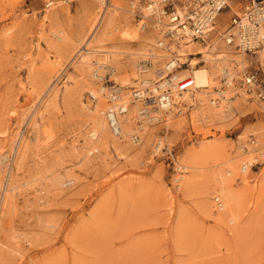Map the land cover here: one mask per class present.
<instances>
[{"label":"rangeland","instance_id":"1","mask_svg":"<svg viewBox=\"0 0 264 264\" xmlns=\"http://www.w3.org/2000/svg\"><path fill=\"white\" fill-rule=\"evenodd\" d=\"M100 1L0 0V264H264V155L245 176L239 163L249 149L264 154V103L240 83L242 71L264 59L227 46L225 22L206 42H178L168 52L156 46L207 68L208 88L189 91V103L180 95L171 114L153 122L133 119L139 145L107 127V137L90 143L93 111L112 104L98 100L97 87L110 91L127 80L121 98L133 108L132 93L146 77L133 63L163 27L144 18L145 0ZM91 33L109 67L100 80L78 64ZM212 47L210 59L234 70L224 102L216 94L225 80L204 63ZM148 60L140 65L156 82L160 65ZM203 96L213 100L194 107ZM202 148L206 169L184 170ZM235 163L238 205L220 222L201 205L208 195L217 207L213 172Z\"/></svg>","mask_w":264,"mask_h":264},{"label":"bare ground","instance_id":"2","mask_svg":"<svg viewBox=\"0 0 264 264\" xmlns=\"http://www.w3.org/2000/svg\"><path fill=\"white\" fill-rule=\"evenodd\" d=\"M100 2L102 4L104 3L103 0ZM159 9L160 6L157 4V0H150L149 2H147L146 7H143L144 18L148 19L151 17L153 21L158 20L156 24V28H159L160 25H162L163 27H161L162 36L157 35V38L161 37V39L157 40L155 42V45L154 44L151 45V50H149L148 53L140 54V56L143 57L142 59H139V61L137 60L133 63L136 68V71H138L139 73H144V75L146 76L144 78H140L139 88L136 91H134V93H132L134 100L137 99L133 101L135 105L133 106V108L129 109L128 107L129 101L128 102L123 101L122 99L123 97L121 98L122 96L121 94L123 93L122 89L128 87L129 85L127 83V80L125 81L123 80L120 86L119 87L117 86L118 88L115 86L111 90L109 89L110 91H108V89L106 90L103 86H98L97 95L95 94L98 100L101 98L105 100L109 99L110 101H112V104L110 106L107 105V107L97 106V108L93 111L95 113L94 115L95 119L94 120L92 119L93 126L87 132V140L90 143L101 141L103 140V138L107 137V128L110 129V124H111L113 125L112 130L110 131L111 134L117 136V138L119 136L124 140L128 139L130 143L134 144L135 146L139 145L140 138L139 136L136 135L135 130L133 129L132 126L133 119H139L141 122L144 123L153 122L158 118L161 112H167V114H171L169 107L174 109L173 106H175V102H173V100H175L176 98H180V95L184 97L186 101L189 103L190 101H192V99H190L189 91L197 92L208 88L209 80H208L207 68L201 66L199 67V62L195 61V59H188L185 53H181V58L179 60V58H177L176 56H173L170 53H166L168 52L169 49L165 50L160 48L159 44L161 43L163 45L166 40L164 37L166 23H164L163 17L160 16ZM100 23L102 25V22ZM226 29L227 26L222 32L223 35L222 39L224 40L227 46L232 47L228 45L227 42L225 41L224 32ZM213 33L214 32H212L211 34ZM91 36L92 33L89 35L87 40L84 41V43L80 48L81 55H79L78 57V64L84 71L89 72V74L92 76L91 78H96L100 80L101 74L99 73V71H101L103 68H107L108 65H106V61H105L106 59L100 56L99 51L95 50L94 47L90 45V42L93 38ZM60 39L61 37H58V40ZM189 41L190 40L187 39V41L182 40L179 42L188 44ZM191 44L193 46L196 45V43L193 42L187 46L191 47L192 46ZM156 46L161 50H165L166 52L159 50ZM214 49L215 47L208 48L209 53L208 55L205 56L204 63L209 64V67L213 68L217 73L220 74L221 78L225 80L223 84L225 89L219 90L218 91L219 93L216 94L217 99L219 100L218 102H224L223 98L227 96V90L231 88L232 85L231 80L233 77H235V75L233 72L234 70L231 71L229 66L227 67V65L220 63L217 64L218 62L216 63L215 59H210V54L213 53ZM201 53L204 52H197V54H201ZM241 53L244 54L243 52ZM259 57L261 59H264V53L260 52ZM242 58L243 55L241 56V59L237 61L239 65H243ZM148 59H151L152 66H155L157 64L160 65L159 66L160 68L154 71L156 82H152L151 79L148 78L147 73L149 72V68L146 67L145 64L142 66L140 65V60L141 62H145ZM164 60L167 61L164 64H162ZM220 60H222V58ZM186 63L190 71L182 69L181 71L177 72V70L181 69L182 65ZM110 69L112 70V68ZM185 80H188L190 82L191 89L183 93H178L177 91L178 84ZM159 81L162 82L158 83ZM164 84H166L167 87L164 86ZM168 89H172L173 93L167 92ZM126 98L124 99L127 100ZM210 99L213 100V98ZM210 99H208L206 96L195 98V102H193L192 105L194 107L201 108L207 105ZM144 100H149V101L142 102ZM153 104L156 105V107L153 106ZM177 113L182 114L180 110L177 111ZM167 117L169 118V115H167ZM161 144H162L161 141H158L156 147L157 148L161 147ZM206 152L207 151L205 150V148H202L200 151L195 153L190 159V161L188 163H185L186 166L185 167L183 166V169L184 170L206 169L205 166L209 164V162L208 163L206 162L208 161V155ZM261 153L255 154L253 149L248 150V155L250 157L248 159H242L239 162L241 163L240 166L241 169L242 167H246V171L241 176H245L247 174V170L249 169V166H252L253 163L257 161L256 157L258 155H264ZM239 163L227 165L224 168H219L215 172H213L210 181L211 190H212L211 193L219 195L220 198L216 200L220 199V202H218L217 207L212 206L210 202L208 203L207 201L209 200L208 195L205 194L206 195L205 201L201 205V210H203L208 216H212L214 213H217L218 216L217 219L220 222H225L230 218H232L233 213L238 205L237 197L233 193V190L230 186H231L232 178L235 175H238L237 173H238ZM181 179H183V177H181Z\"/></svg>","mask_w":264,"mask_h":264},{"label":"built area","instance_id":"3","mask_svg":"<svg viewBox=\"0 0 264 264\" xmlns=\"http://www.w3.org/2000/svg\"><path fill=\"white\" fill-rule=\"evenodd\" d=\"M149 1L145 0V4ZM157 4L160 16L166 20L167 43H160L161 49L170 50L171 44L187 39L206 42L212 32H217L219 15L229 11L231 16L224 32L227 44L251 58L264 53V0H157ZM240 83L246 94L264 103V63L255 62L251 70L242 71ZM189 89L188 80L177 86L178 93ZM112 126L110 124V131ZM169 155L172 158L171 152ZM245 171L246 167H242L241 172Z\"/></svg>","mask_w":264,"mask_h":264},{"label":"crops","instance_id":"4","mask_svg":"<svg viewBox=\"0 0 264 264\" xmlns=\"http://www.w3.org/2000/svg\"><path fill=\"white\" fill-rule=\"evenodd\" d=\"M230 15L231 14L229 13V17H230ZM219 17H223L224 18V16H221V14L219 15ZM229 17H228V19H229ZM228 19L226 18V20L222 21V18H219V22L220 23H224L225 22L224 25L226 24V26H227ZM258 57H259V54H258Z\"/></svg>","mask_w":264,"mask_h":264}]
</instances>
